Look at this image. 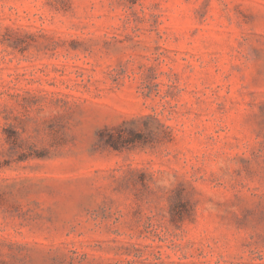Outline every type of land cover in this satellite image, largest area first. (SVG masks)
<instances>
[{
  "label": "rangeland",
  "instance_id": "374dc122",
  "mask_svg": "<svg viewBox=\"0 0 264 264\" xmlns=\"http://www.w3.org/2000/svg\"><path fill=\"white\" fill-rule=\"evenodd\" d=\"M0 264H264V0H0Z\"/></svg>",
  "mask_w": 264,
  "mask_h": 264
}]
</instances>
